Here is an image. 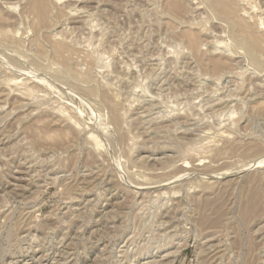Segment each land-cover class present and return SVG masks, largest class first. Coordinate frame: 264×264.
Instances as JSON below:
<instances>
[{
  "label": "rangeland",
  "instance_id": "1",
  "mask_svg": "<svg viewBox=\"0 0 264 264\" xmlns=\"http://www.w3.org/2000/svg\"><path fill=\"white\" fill-rule=\"evenodd\" d=\"M38 2L0 0V264H264V0Z\"/></svg>",
  "mask_w": 264,
  "mask_h": 264
},
{
  "label": "bare ground",
  "instance_id": "2",
  "mask_svg": "<svg viewBox=\"0 0 264 264\" xmlns=\"http://www.w3.org/2000/svg\"><path fill=\"white\" fill-rule=\"evenodd\" d=\"M81 1H82V0H81ZM207 2H208V1H207ZM210 2H212V1H209V3H210ZM36 3H37V2H36ZM214 3H215V2H214ZM237 3H238V2H237ZM239 3H240V2H239ZM211 4H212V3H211ZM217 4H218V5H217ZM38 5H39V7H41L42 10L45 9V6H44V4L41 2V0H40V2H38ZM213 5H214V4H213ZM215 5H217V6H222V5H223V6H225V7L228 6V7H227L228 9H231V6H232L230 3H227V2H220V1H217ZM199 6H201V5H198V7H199ZM210 6H211V5H210ZM199 8H200V7H199ZM211 8H212V7H211ZM213 8H214V7H213ZM202 9H203V8H202ZM76 10H78V9H76ZM232 10H233V9H232ZM243 10H244V9H243ZM252 10H254V9H252ZM255 11H256V10H255ZM261 11H262V10H261ZM261 11H260V12H261ZM71 12H72V11H71ZM76 12H78V11H76ZM76 12H75V13H76ZM234 12H235V11H233V14H234ZM263 12H264V11H263ZM263 12H262V13H263ZM238 13H239V11H238ZM242 13H243V15L241 14L242 16H245V14H247V12H246V13L242 12ZM228 14H230V12H229ZM259 14H260V13H259ZM81 15H83V14H81ZM249 16H250V15H249ZM263 16H264V15H263ZM226 17H227V16H226ZM259 17H260V16H259ZM245 18H247V16H246ZM225 19H226V18H225ZM255 19H256V18H255ZM256 21H257V20H256ZM258 21H259V20H258ZM258 23H259V22H257V24H258ZM259 26H260V28L262 27L261 24H260V25H258V27H257L258 29H259ZM249 33H250V32H249ZM252 34H254V33H252ZM254 35H255V34H254ZM251 38H252V37H251ZM254 38H256V37H254ZM253 41H254V40H253ZM190 45H191L192 47H194L196 44H195V42H194L193 40H191V41H190ZM216 98H217V97H216ZM217 99H218V98H217ZM220 100H222V99H220ZM214 102H215V101H214ZM211 103H212V102H211ZM211 103H209V104H211ZM216 104H217V102H216ZM229 104H230V103H229ZM148 105H149V104H148ZM212 105H214V104H212ZM222 105H223V104H222ZM152 106H153V105H152ZM140 107H141V106H140ZM143 107H144V106H143ZM226 108H227V107H226ZM224 109H225V108H224ZM139 110H140V109H139ZM229 110H230V109H229ZM158 112H159V111H158ZM143 113H144V112H143ZM136 114H137V113H136ZM219 115H220V114H218V116H219ZM220 116H221V115H220ZM228 117H229V116H228ZM137 119H138V118H137ZM220 119H221V118H220ZM230 120H231V119H230ZM140 121H141V119H140ZM150 121H151V120H149V122H150ZM231 121H232V120H231ZM141 122H142V121H141ZM144 122H145V121H144ZM218 124H219V123H218ZM147 130H148V129H147ZM153 131H154V130H153ZM187 131H189V130H187ZM222 132H223V131H222ZM161 134H162V132H161ZM228 137H229V136H228ZM221 140H222V139H221ZM182 164H183V163H182ZM257 164H258V163H257ZM25 166H27V165H25ZM32 167H33V166H32ZM176 167H177V166H176ZM171 168H172V167H171ZM184 168H186V167H184ZM184 168H183V167L181 168V171H183V173L186 171ZM245 168H249V167H245ZM182 169H183V170H182ZM184 170H185V171H184ZM241 170H243V168H242ZM244 170H245V169H244ZM238 171H239V170H238ZM54 172H55V171H54ZM52 174H53V173H52ZM188 174H189V173H188ZM241 174H242V173H241ZM181 175H182V174H180V177H181ZM184 175H185V174H184ZM184 175H183V176H184ZM185 176H186V175H185ZM178 177H179V176H178ZM180 177H179V178H180ZM178 182H179V181H178ZM156 186H157V185H156ZM157 187H158V186H157ZM137 193H138V192H137ZM144 195H145V194H144ZM150 195H151V194H150ZM146 197H147V196H146ZM157 198H158V197H157ZM169 207H170V206H169ZM161 208H162V207H161ZM174 210H175V209H174ZM168 211H169V210H168ZM168 211H167V212H168ZM165 214H166V213H165ZM163 218H164V217H163ZM171 221H172V220H171ZM163 222L166 223V221H163ZM165 223H164V224H165ZM160 226H162V225H160ZM163 226H164V225H163ZM172 237H173V236H172ZM165 238H166V237H165ZM50 246H51V245H50ZM50 248H51V247H50ZM63 250H64V249H63ZM127 251H128V250H127ZM53 252H54V251H53ZM57 252H58V251H57ZM65 252H66V251H65ZM66 253H67V252H66ZM66 253H65V254H66ZM126 253L128 254V252H126ZM58 255H59V254H58ZM60 255H62V254H60ZM60 255H59V256H60ZM64 256H65V255H64ZM126 256H127V255H126ZM15 257H16V256H15ZM124 257H125V256H124ZM16 259H17V258H16ZM59 260H60V259H59ZM61 260H62V259H61ZM10 263H11V262H10Z\"/></svg>",
  "mask_w": 264,
  "mask_h": 264
}]
</instances>
